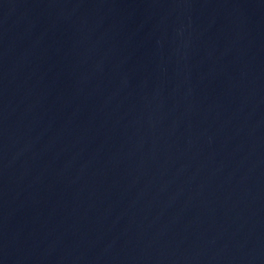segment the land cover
I'll return each instance as SVG.
<instances>
[{
    "label": "water",
    "instance_id": "water-1",
    "mask_svg": "<svg viewBox=\"0 0 264 264\" xmlns=\"http://www.w3.org/2000/svg\"><path fill=\"white\" fill-rule=\"evenodd\" d=\"M0 264H264V0H0Z\"/></svg>",
    "mask_w": 264,
    "mask_h": 264
}]
</instances>
